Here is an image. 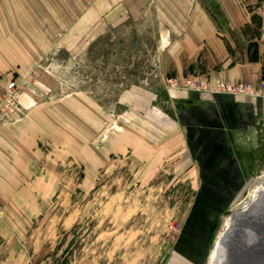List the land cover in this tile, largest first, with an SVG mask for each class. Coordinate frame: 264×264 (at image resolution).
<instances>
[{"label":"rangeland","instance_id":"rangeland-1","mask_svg":"<svg viewBox=\"0 0 264 264\" xmlns=\"http://www.w3.org/2000/svg\"><path fill=\"white\" fill-rule=\"evenodd\" d=\"M194 1L214 22L226 59L210 45L188 52L181 40L190 29L160 26L151 9L12 81L20 107L2 125L21 139L0 164V264L211 263L230 214L264 184V121L238 148L248 184L219 218L197 219L201 172L176 116L186 91L225 94L216 92L219 83H247L257 94L251 98L264 100V75L210 77L255 58L264 0H242L255 19L240 29L229 26L217 0Z\"/></svg>","mask_w":264,"mask_h":264},{"label":"crops","instance_id":"crops-1","mask_svg":"<svg viewBox=\"0 0 264 264\" xmlns=\"http://www.w3.org/2000/svg\"><path fill=\"white\" fill-rule=\"evenodd\" d=\"M217 1L232 29H240L249 22L242 0ZM151 9L160 26L190 29L187 35L181 33L188 36L181 40L188 52L210 45L220 53L218 58L229 57L214 22L194 0H0V91L19 76L29 74L52 53H74L108 27L140 19L144 11ZM185 11L193 18L179 20V13ZM260 16V37L254 39L255 58L213 71V83L263 77L264 1ZM183 99L176 120L188 155L201 172V188L192 216L216 219L250 180L244 173L238 148L247 147L256 137L254 133L264 121V100L194 90L186 91ZM20 139L11 124L0 126V164L6 161L5 156L14 153L11 144L17 145Z\"/></svg>","mask_w":264,"mask_h":264},{"label":"water","instance_id":"water-1","mask_svg":"<svg viewBox=\"0 0 264 264\" xmlns=\"http://www.w3.org/2000/svg\"><path fill=\"white\" fill-rule=\"evenodd\" d=\"M228 219L214 243L213 264H264V184L248 206Z\"/></svg>","mask_w":264,"mask_h":264},{"label":"built area","instance_id":"built-area-1","mask_svg":"<svg viewBox=\"0 0 264 264\" xmlns=\"http://www.w3.org/2000/svg\"><path fill=\"white\" fill-rule=\"evenodd\" d=\"M216 92L243 95L246 97L256 96L254 88L247 83H219L216 85ZM18 87L12 82L2 89L0 93V125L7 122L11 116L19 110Z\"/></svg>","mask_w":264,"mask_h":264},{"label":"bare ground","instance_id":"bare-ground-1","mask_svg":"<svg viewBox=\"0 0 264 264\" xmlns=\"http://www.w3.org/2000/svg\"><path fill=\"white\" fill-rule=\"evenodd\" d=\"M262 187H263V184H262V185L259 184V185L256 186V188L254 189V191H253V193H252V195H251V200H252L253 198H254V199L256 198L258 191H259ZM254 199H253V200H254ZM253 200H252V201H253ZM245 207H246V206H245ZM245 207H244V208H245ZM244 208H243V209H244ZM238 209L241 210V207L238 208ZM227 223L229 224V219H227ZM225 227H226V226H225ZM219 234H221V233H219ZM219 236H220V235H219ZM219 236L217 237L216 241L218 240ZM216 241H215V242H216ZM213 259H214V250L212 249V250H211V253H210V256H209V260L211 261L210 264H213ZM210 261H209V262H210Z\"/></svg>","mask_w":264,"mask_h":264},{"label":"trees","instance_id":"trees-1","mask_svg":"<svg viewBox=\"0 0 264 264\" xmlns=\"http://www.w3.org/2000/svg\"><path fill=\"white\" fill-rule=\"evenodd\" d=\"M256 17H257V23H256L257 25H256V27L260 31L261 30V16H260V14H258ZM254 19H255L254 15L250 16V23L251 24L254 23ZM257 37L258 38L260 37V33H259V35Z\"/></svg>","mask_w":264,"mask_h":264}]
</instances>
